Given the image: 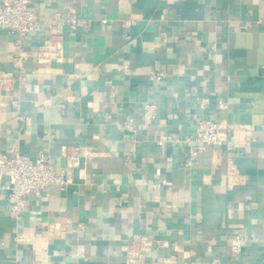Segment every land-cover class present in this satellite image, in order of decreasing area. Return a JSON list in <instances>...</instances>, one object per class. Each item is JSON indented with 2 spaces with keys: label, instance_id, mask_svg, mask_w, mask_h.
I'll return each instance as SVG.
<instances>
[{
  "label": "crops",
  "instance_id": "crops-1",
  "mask_svg": "<svg viewBox=\"0 0 264 264\" xmlns=\"http://www.w3.org/2000/svg\"><path fill=\"white\" fill-rule=\"evenodd\" d=\"M30 7L39 28L0 26V69L18 74L0 91V149L43 152L68 183L30 192L23 239L0 189V264H264V0ZM200 115L229 137L187 164L190 143L167 136Z\"/></svg>",
  "mask_w": 264,
  "mask_h": 264
},
{
  "label": "built area",
  "instance_id": "built-area-1",
  "mask_svg": "<svg viewBox=\"0 0 264 264\" xmlns=\"http://www.w3.org/2000/svg\"><path fill=\"white\" fill-rule=\"evenodd\" d=\"M32 0H1L0 2V26L8 29L12 34L21 38L29 31L39 28L41 18L36 11L30 7ZM71 27H78L87 24L88 19L72 15L66 18ZM102 22H107V18H102ZM131 21L128 20V24ZM24 55L14 57V62L23 65ZM18 76L14 70L0 69V91L7 88L9 83ZM209 98L203 97L201 105ZM158 105L155 101L147 100L143 105L142 117L144 123L152 125L157 115ZM126 124L132 126L130 121ZM229 137V129L222 128L220 121L217 119L200 115L196 118V129L194 132L182 131L179 134H169L168 139L174 141H185L190 143L189 154L185 159L187 164L192 163L198 153L210 145L222 144ZM228 168L229 175L236 169L234 162L230 163ZM234 167V168H233ZM68 183L62 171H58L51 164L47 155L39 153L35 159L27 158L21 155L19 149L6 152L0 149V189H5L8 194V208L10 214L15 218L18 227L16 239L24 238V219L23 210L26 208L28 195L36 188H45L50 184H56L64 187ZM141 235L134 237L135 245ZM249 236L246 232L238 233L232 244L234 253L242 248V245ZM208 264H221L219 257H214Z\"/></svg>",
  "mask_w": 264,
  "mask_h": 264
}]
</instances>
